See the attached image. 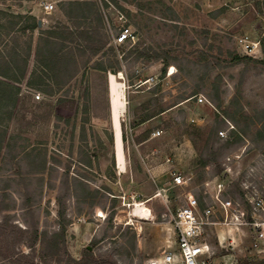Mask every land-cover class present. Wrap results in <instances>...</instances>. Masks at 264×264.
<instances>
[{
    "label": "rangeland",
    "instance_id": "374dc122",
    "mask_svg": "<svg viewBox=\"0 0 264 264\" xmlns=\"http://www.w3.org/2000/svg\"><path fill=\"white\" fill-rule=\"evenodd\" d=\"M42 1L0 0V9L27 14L36 7L44 28L59 20L69 21L62 3L70 0L56 4L50 0L55 4L51 12ZM94 1L104 17L100 27L103 39L107 48H115L123 67L119 80L126 84L127 96L122 116L127 134L126 170L119 168L115 145L109 139L113 131L109 75L113 72L95 68L108 57L102 52L76 51L78 73L61 91L48 95L27 84L33 69H41L36 56L40 32L36 30L27 78L20 84L8 125L13 139L0 157V219L9 212L21 226L34 219L40 229L56 231L60 228L59 210L64 208L66 246L72 256L80 257L85 247L98 240L96 252L124 246L129 254L116 255L120 262L151 264L166 249H176V237L163 215L168 207L180 205L184 194L194 192L205 205L215 193L216 183L223 182V196L242 204L248 218H252L251 200L264 197V62L258 61L264 58V0ZM119 12L125 15L123 19ZM92 22L98 24L94 17ZM123 24L136 32V42L142 48L152 46L170 54L165 73L162 59H136L126 55L132 45L119 49L113 45V34ZM243 37L258 43L254 52L242 45ZM19 39L23 44L30 34ZM4 40L7 36L0 38V51L5 50ZM158 83L161 89L154 92ZM34 92L40 93L41 99H36ZM199 95L208 101L198 102ZM61 97L75 100L78 110L71 112L70 106L60 109L57 100ZM150 98L154 99L150 111L162 106L169 109L151 120L152 132L161 129L162 133L152 137L151 132V138L137 144L132 124L147 110L137 113L135 109ZM228 122L235 128L222 138L219 131L226 129ZM214 127L219 129L214 146L223 173H217L214 162L201 163V158L209 155L206 138ZM40 152L47 156L44 170L38 168ZM88 154H94L92 166L86 163ZM174 172L181 173L187 183L174 187ZM76 179L81 182L78 187ZM87 186L89 191L84 190ZM143 206L152 210L151 217L142 218ZM79 217L86 221L79 222ZM217 218L223 219L220 214ZM255 218L264 222V210ZM133 232L136 249L130 241ZM254 236L251 225L213 226L206 238L216 247L214 263L235 264L241 258L264 257V252L253 246Z\"/></svg>",
    "mask_w": 264,
    "mask_h": 264
},
{
    "label": "trees",
    "instance_id": "16d2710c",
    "mask_svg": "<svg viewBox=\"0 0 264 264\" xmlns=\"http://www.w3.org/2000/svg\"><path fill=\"white\" fill-rule=\"evenodd\" d=\"M119 5V2L116 1ZM120 6V5H119ZM62 9L68 17V22L57 21L47 28L39 25V19L31 13L15 12L9 9H0V38L7 36L3 41L4 51H0V157L4 147L10 145L12 136L9 137V122L14 115V108L17 104L21 92V82L27 78V69L30 56L32 55L34 33L40 32L36 47L37 60L41 66L33 69L28 76L27 84L37 87L48 95H54L71 81L79 71L76 51L91 55L104 53L106 61H98L95 68L102 72H113L117 74L123 71L120 60L117 58L115 48L108 47L104 41L100 27L104 23L103 13L98 2L94 0H70L62 3ZM98 22L93 25L92 18ZM30 34V39L23 44L20 41L21 35ZM10 41V42H9ZM10 43L12 45L10 46ZM10 46V47H9ZM127 56H134L136 59L144 58L147 60L162 59L164 66L162 72L167 71L170 65V54L162 50H156L152 46L143 47L136 42L126 52ZM264 62L262 60H258ZM161 89L160 83L154 88V92ZM153 98L148 99L137 106L135 112L146 109L147 113L140 116L132 124V137L137 144L143 143L151 138L153 126L151 120L160 114H164L169 108L160 107L158 110L150 111ZM60 109L78 110V103L73 99L61 97L57 100ZM62 117V116H61ZM70 115L68 116V121ZM166 123L169 125L168 120ZM218 127L211 129L206 146L210 149L206 158H201L203 166L214 162L217 166V173H223L218 157L219 150L215 149L214 142L218 136ZM235 131H233L234 133ZM122 134L124 143L127 141V134L124 122L122 121ZM109 139L115 145L113 131ZM228 143H230L227 140ZM41 170L46 168L47 156L39 153ZM43 155V156H42ZM94 157V154L93 156ZM92 157L88 154L86 163L93 165ZM115 161L113 157V162ZM79 180H75L78 187ZM81 183V182H80ZM75 187V190H76ZM88 187V186H87ZM69 189V188H68ZM84 187V190L89 191ZM85 193L87 194V192ZM86 194H84L86 196ZM90 194V193H89ZM62 197L58 201L62 202ZM28 205V203H27ZM6 207H8L6 205ZM33 215V214H32ZM60 228L56 231L40 229L39 221L32 220L26 227L13 221L11 213L6 212L0 219V264H124L116 257H123L126 252L124 246L107 252H96L95 246L98 240L93 241L91 246L83 249L82 255L78 258L71 255L66 246L67 219L66 210H59ZM133 249H136V234L133 232L131 239ZM22 245L30 250L27 252L22 249ZM235 264H264L262 258H241Z\"/></svg>",
    "mask_w": 264,
    "mask_h": 264
},
{
    "label": "built area",
    "instance_id": "2783aa9c",
    "mask_svg": "<svg viewBox=\"0 0 264 264\" xmlns=\"http://www.w3.org/2000/svg\"><path fill=\"white\" fill-rule=\"evenodd\" d=\"M42 6L47 12H51L55 8L54 2L43 0ZM125 15L119 12V18L123 19ZM137 35L130 25L123 24L119 26L116 33L113 34V45L119 49L126 45L136 43ZM242 45L251 53L255 51L258 43L251 42L247 38L240 39ZM122 56V55H121ZM150 79L140 80L137 85H142ZM36 99H41V94L34 92ZM208 101L203 96H198V102ZM226 129H221L219 134L222 138L229 136V131L235 126L228 122ZM162 133L161 129L154 130L152 137H156ZM230 159V158H229ZM185 177L178 172L173 173V186L185 185ZM209 183H207L208 185ZM224 183L218 182L215 185V193L210 194L209 201L203 205L199 197L194 192L184 194L181 199L182 203L175 209L168 207L167 212L163 217L170 226L173 234L176 237V249H166L164 254L159 259H152L151 264H216L214 256L216 247L207 240L209 230L218 224H225L242 228V226L251 225L254 229L253 246L258 251L264 252V222L255 218L259 211L264 210V197H254L252 203V218H248L246 209L242 204L234 202L233 199L224 197ZM218 214L222 215L223 219H218ZM79 222L86 221L85 218L79 217ZM220 243L221 240H219Z\"/></svg>",
    "mask_w": 264,
    "mask_h": 264
},
{
    "label": "bare ground",
    "instance_id": "6f19581e",
    "mask_svg": "<svg viewBox=\"0 0 264 264\" xmlns=\"http://www.w3.org/2000/svg\"><path fill=\"white\" fill-rule=\"evenodd\" d=\"M120 75L110 73L109 75V88L111 93V106L115 110L116 117V136L117 144H115V156L117 164L121 171L126 170V158H125V146L122 134V116L125 113L127 106V96H126V84L123 80L122 72H119ZM142 203H137L136 206L140 207ZM139 210V209H138ZM151 210L143 206L141 207V216L142 218L151 217Z\"/></svg>",
    "mask_w": 264,
    "mask_h": 264
},
{
    "label": "water",
    "instance_id": "95a60500",
    "mask_svg": "<svg viewBox=\"0 0 264 264\" xmlns=\"http://www.w3.org/2000/svg\"><path fill=\"white\" fill-rule=\"evenodd\" d=\"M39 25H42L41 20L39 21ZM111 111H112V125H113V131H114V138H115V144H117V136H116V117H115V110L111 106Z\"/></svg>",
    "mask_w": 264,
    "mask_h": 264
},
{
    "label": "crops",
    "instance_id": "0c3cea01",
    "mask_svg": "<svg viewBox=\"0 0 264 264\" xmlns=\"http://www.w3.org/2000/svg\"><path fill=\"white\" fill-rule=\"evenodd\" d=\"M32 2H34V0H31ZM56 1L58 2V1H61V0H55V4H56ZM20 12V11H19ZM21 13H26V12H24V11H21ZM27 13H31V14H33V15H35L37 18H39V16H38V14H37V11H36V7L35 8H32L29 12H27ZM40 21V20H39ZM43 24V23H42ZM42 26V25H41ZM126 158V157H125ZM153 197H149V199L148 200H150V199H152ZM145 204V203H144ZM143 205V204H142ZM151 212H152V210H151Z\"/></svg>",
    "mask_w": 264,
    "mask_h": 264
}]
</instances>
